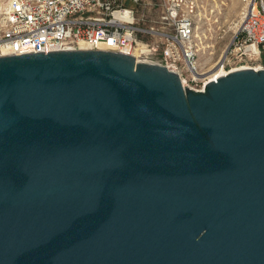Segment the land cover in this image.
Segmentation results:
<instances>
[{
  "label": "water",
  "instance_id": "95a60500",
  "mask_svg": "<svg viewBox=\"0 0 264 264\" xmlns=\"http://www.w3.org/2000/svg\"><path fill=\"white\" fill-rule=\"evenodd\" d=\"M46 52L0 54V264H264V67Z\"/></svg>",
  "mask_w": 264,
  "mask_h": 264
},
{
  "label": "built area",
  "instance_id": "2783aa9c",
  "mask_svg": "<svg viewBox=\"0 0 264 264\" xmlns=\"http://www.w3.org/2000/svg\"><path fill=\"white\" fill-rule=\"evenodd\" d=\"M199 0H0V54L80 48L162 58L190 88L204 91L194 43ZM221 70L264 67V0H244ZM156 7V9H155ZM230 67V68H228ZM234 67V68H231Z\"/></svg>",
  "mask_w": 264,
  "mask_h": 264
},
{
  "label": "rangeland",
  "instance_id": "374dc122",
  "mask_svg": "<svg viewBox=\"0 0 264 264\" xmlns=\"http://www.w3.org/2000/svg\"><path fill=\"white\" fill-rule=\"evenodd\" d=\"M147 1L152 4L157 2V0ZM244 4V0L198 1L194 43L200 70L202 74H206L204 76L212 77L221 72L220 66L216 67V64L223 57L237 30Z\"/></svg>",
  "mask_w": 264,
  "mask_h": 264
},
{
  "label": "bare ground",
  "instance_id": "6f19581e",
  "mask_svg": "<svg viewBox=\"0 0 264 264\" xmlns=\"http://www.w3.org/2000/svg\"><path fill=\"white\" fill-rule=\"evenodd\" d=\"M79 47L80 48H87L84 44H82V43H80L79 44ZM223 56V55H222ZM224 57V56H223ZM223 57L221 58V60L216 64V67H219L220 66V70H221V63H222V61H223ZM225 71H223V70H221V72L219 73V74H217V75H214V76H204V75H206V74H202L201 73V77H205V79H208V80H211V79H213V78H216V77H218V76H221V75H223V74H225L224 73ZM216 73V72H215Z\"/></svg>",
  "mask_w": 264,
  "mask_h": 264
}]
</instances>
